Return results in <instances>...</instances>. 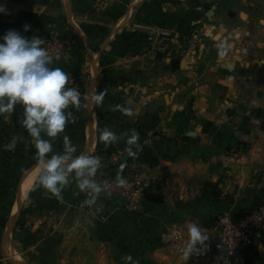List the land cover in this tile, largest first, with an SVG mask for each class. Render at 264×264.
Masks as SVG:
<instances>
[{
  "label": "crops",
  "instance_id": "0c3cea01",
  "mask_svg": "<svg viewBox=\"0 0 264 264\" xmlns=\"http://www.w3.org/2000/svg\"><path fill=\"white\" fill-rule=\"evenodd\" d=\"M100 1L0 0L7 10L0 13V37L14 29L28 38L56 33L68 41L70 54L56 66L74 81L82 104L72 109L76 122L66 132L78 152L90 151L116 177H124L132 167L151 168L136 156L124 161L127 136L138 132L139 151L158 158L152 167L156 179L145 196L149 203L141 212H132L120 195L102 194L96 205L101 211L89 221L78 207L86 196L75 183L60 198L43 188L33 190L40 173L36 162L17 189L10 187L0 196V247L8 260L0 257V264H126V255L138 264H229L213 242L207 219L227 211L264 208V56L247 62L245 47L231 48L214 39L206 48L212 56L191 54L194 58L184 60L192 66L185 68L183 63L170 77L159 73L150 80H129L121 73L117 80H108L107 63L108 69L129 67L117 56V47L124 44V28L135 19L133 13H145L149 0H108L110 18L103 20L94 12ZM25 24L31 25L30 31H24ZM228 61L238 63L230 69ZM145 62L142 67L148 69L150 61ZM118 88L122 96L106 94L101 105L90 106L94 93L108 89L114 94ZM116 105L132 114L114 110ZM22 110L17 105L11 117H0V178L10 185L36 153L18 121ZM104 127L123 138L106 146L99 140ZM13 137L20 138L22 155L16 148L2 147ZM55 149L62 150V138L55 141ZM229 149L236 153L231 156ZM101 150L106 155H100ZM206 183L219 184L218 195L205 188ZM23 219L36 237L31 245L17 239ZM193 222L209 239L202 254L185 261L180 248L187 245ZM178 234L182 238L175 240ZM12 249L23 257L28 254L27 260L19 253L9 256ZM251 252V263L244 264H264V234ZM119 253L123 257L116 261Z\"/></svg>",
  "mask_w": 264,
  "mask_h": 264
},
{
  "label": "clouds",
  "instance_id": "9594fccd",
  "mask_svg": "<svg viewBox=\"0 0 264 264\" xmlns=\"http://www.w3.org/2000/svg\"><path fill=\"white\" fill-rule=\"evenodd\" d=\"M0 13L7 14L4 5L0 4ZM25 32L31 25L23 26ZM46 40L33 35L23 36L17 30L10 29L0 37V117H11L16 106H22L18 116L20 126L26 130L34 142L35 158L40 166L36 188H43L56 198H60L64 189L75 183L79 192L86 198L83 207L96 208L102 194L109 192L107 185L96 179L101 167V160L90 151L81 150L73 144L66 129L74 124L76 118L72 109L79 110L82 100L76 87L69 86L70 77L61 67L56 66L61 60L57 52L52 54L45 46ZM106 90L96 92L90 99V106L103 103ZM114 110L131 115V110L121 105ZM62 138V150L56 151L55 141ZM123 137L108 127L101 129L99 140L106 146L118 143ZM20 138L13 137L2 147L6 151H14ZM140 136L132 132L126 139L125 153L135 157L140 150ZM126 180L118 176V186H126ZM189 241L182 251L185 261L192 256L202 254L207 247L209 236L201 227L193 222L187 229ZM126 264H138L133 257H123Z\"/></svg>",
  "mask_w": 264,
  "mask_h": 264
},
{
  "label": "rangeland",
  "instance_id": "374dc122",
  "mask_svg": "<svg viewBox=\"0 0 264 264\" xmlns=\"http://www.w3.org/2000/svg\"><path fill=\"white\" fill-rule=\"evenodd\" d=\"M142 1L134 0V4H139V2L142 4ZM243 2H245V5H243ZM148 3L149 6L144 7L145 13L142 14L141 10L133 13L135 19L133 18V22L125 25L124 28L128 32L124 38V44L117 47V56L122 58V60L124 59L123 63L129 65V67L124 66L122 70L119 69L121 67L108 69L109 63H107L104 71L108 80H114L115 78L117 80L121 73V75L124 74V76L130 77L128 78L129 80H150L152 76L157 78V75H160L159 73L170 77L182 67L183 63L184 65L187 63L184 66L185 68L192 66L191 62L184 60L185 58H194L191 54L195 55V57L202 55L205 58L208 55L212 56L207 51L209 49L206 48H210L214 39H218L220 44L227 43L231 48L245 47V59L247 62H253L254 60L257 62L264 56V0H149ZM108 7V0H102L95 4L94 12L102 20L103 18L109 19L108 10L110 8ZM148 60L150 61L149 68L144 69L142 65ZM152 62L156 64L151 65ZM236 63L238 62L228 61L227 64L230 65L231 69ZM137 70L141 71L140 75L134 74ZM180 81L185 82L184 79ZM168 83L172 87V81H168ZM107 90V96L117 95V93L122 96L121 88L116 89L118 92L116 91L114 94L112 91ZM228 151L231 156L236 153L234 149H229ZM105 152L107 151L101 150L98 153L104 156L106 155L104 154ZM141 153L148 156L149 160L145 163L151 168L132 167L129 170L127 169L123 176L125 177L132 170H146L153 176L151 188L156 176L152 167L157 165L158 158L148 151H139V154ZM126 159H128L127 155L124 161ZM106 169L100 167L97 175L117 180V177L108 173ZM25 171L22 170L19 181H21L23 174L26 173ZM203 185L205 188H212L216 195L220 192L218 191L219 184L206 183ZM78 207L81 208V203ZM136 212H141V210ZM24 218L26 217L24 216ZM21 222L24 223L25 228L23 241L31 245L32 240H36V237L29 234L28 222L24 219ZM19 230H21L20 227ZM17 239L21 240L19 237ZM55 239L58 241L59 237L56 236ZM16 251L12 249L9 256H16L19 253L18 255L27 260L28 254L25 253L23 257L18 250ZM122 254L116 255V261L118 259L121 260ZM113 255L115 254L113 253ZM0 257L4 261H8L1 247ZM117 264H121V261H118Z\"/></svg>",
  "mask_w": 264,
  "mask_h": 264
},
{
  "label": "built area",
  "instance_id": "2783aa9c",
  "mask_svg": "<svg viewBox=\"0 0 264 264\" xmlns=\"http://www.w3.org/2000/svg\"><path fill=\"white\" fill-rule=\"evenodd\" d=\"M40 37L46 40V47L52 54L57 52L61 60H65L69 54V44L66 39L56 33H47ZM58 61V62H60ZM69 86L75 87L74 81L70 78ZM96 179L102 185H107L110 193H116L124 200L126 208L130 211H140L147 190L150 188L153 176L146 170H132L124 179L126 186H118L117 180L109 177L96 175ZM109 193V192H106ZM104 193V194H106ZM81 207L85 210L86 219L93 220L97 214L94 208ZM210 230L213 234V242L219 252L229 264L243 262L249 251L255 249L257 242L264 234V208L258 207L252 212L227 211L217 216L212 223ZM181 234L174 237L180 240ZM183 243L180 250L183 251Z\"/></svg>",
  "mask_w": 264,
  "mask_h": 264
},
{
  "label": "trees",
  "instance_id": "16d2710c",
  "mask_svg": "<svg viewBox=\"0 0 264 264\" xmlns=\"http://www.w3.org/2000/svg\"><path fill=\"white\" fill-rule=\"evenodd\" d=\"M15 151L17 152V154L22 155V152H23V148H22V146L17 145ZM137 156H138V158H137ZM137 156H136V158H137L138 160H141V161H144V162H146V161L149 160V159H148V156H147L146 154H144V153H141V154L138 153ZM129 158H130V157H129ZM35 163H36V158L32 157V158L30 159L29 162H27L26 164H24L23 167L20 169L21 172H20V173H17V174L15 175V180H14V182H13L12 185L8 184V182H4V181L0 178V196L3 195V194H5V193H7V192H8L7 189H9L10 187H13V189L15 190L16 187H17L18 184H19V176L22 174V170L24 171V170L29 169V168H30L32 165H34ZM146 203L148 204L149 201H148V199L145 197L144 200H143V205L146 204ZM258 207H259V206L253 207L252 209L241 210V212H252V211L256 210ZM219 215H220V214H218V215H210V216H208V219H207V220H208V221H207V225H208V226H209V225L211 226L212 223L216 220L217 216H219ZM19 227L21 228V230H19V232H20V233H19V234H20V235H19V238H20L21 240H23V237H24L23 233H24V230H25V228H24V223H23V222H18V229H19ZM251 254H252V252L250 253V251H249V253H247L246 257L244 258L243 262H241V263H239V264L249 263V262H250L249 258H250V255H251ZM250 263H251V262H250Z\"/></svg>",
  "mask_w": 264,
  "mask_h": 264
},
{
  "label": "water",
  "instance_id": "95a60500",
  "mask_svg": "<svg viewBox=\"0 0 264 264\" xmlns=\"http://www.w3.org/2000/svg\"><path fill=\"white\" fill-rule=\"evenodd\" d=\"M135 75H140L141 74V71L137 70L134 72Z\"/></svg>",
  "mask_w": 264,
  "mask_h": 264
}]
</instances>
